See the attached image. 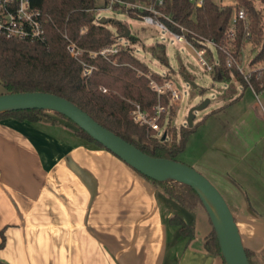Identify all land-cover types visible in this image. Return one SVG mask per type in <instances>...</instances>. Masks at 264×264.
I'll list each match as a JSON object with an SVG mask.
<instances>
[{
    "label": "crops",
    "instance_id": "0c3cea01",
    "mask_svg": "<svg viewBox=\"0 0 264 264\" xmlns=\"http://www.w3.org/2000/svg\"><path fill=\"white\" fill-rule=\"evenodd\" d=\"M254 98H234L199 127L235 108L222 132L201 139L215 150L214 164L245 161L264 140V109ZM258 151L262 181L230 201L244 246L264 253V147ZM172 200L67 121L0 120V259L7 264H225L204 248L212 225L202 235L195 226L189 240L170 223L175 214L187 221Z\"/></svg>",
    "mask_w": 264,
    "mask_h": 264
},
{
    "label": "trees",
    "instance_id": "16d2710c",
    "mask_svg": "<svg viewBox=\"0 0 264 264\" xmlns=\"http://www.w3.org/2000/svg\"><path fill=\"white\" fill-rule=\"evenodd\" d=\"M257 2L264 5V0H232L227 4L205 0L201 7H194L190 0H166L161 10L187 28L189 30L185 32L187 38L197 46H207L202 43L204 38L216 43L219 61L212 73L215 81L229 80L234 74L245 88L252 87L256 92H261L264 90V67L256 69L250 77V82H247L237 69L234 70L227 65L226 54L219 49L220 46L231 43L237 54L244 45L251 43L257 48L250 61L251 65H264V12L262 8H258ZM32 3L42 8L50 17L45 22L47 38L45 42H38L7 38L0 34V83L4 86L5 93L41 91L65 97L104 127L149 155L177 160L178 154L185 150L190 135L209 114L192 127L188 125L179 129L175 126L170 127L167 134L171 135L172 141L169 143L168 140L161 141L153 136L156 130H150L137 123L129 115L133 107L130 101L141 104L148 111H153L158 104L157 93L149 86V80L129 65L130 63L146 72L151 71L145 62L134 55L131 48L123 49L111 60L100 55L92 57L85 54L84 59L87 63L95 66L89 77L83 76V64L67 48L65 33L78 46L88 51L99 50L114 43L119 38L118 35L125 32L126 24L115 19H107L106 24L98 23L94 13L95 0H32ZM240 9L245 10L247 20L238 21L235 24V33L231 36L233 19ZM123 11L134 16L131 10ZM128 38L137 40L132 34ZM208 51L209 56L213 57L210 48ZM152 52L162 63L168 64L165 44H155ZM152 75L158 79L162 76L153 71ZM101 86L106 87L108 92H103ZM160 101L168 105V96L161 97ZM223 107L215 109L212 113ZM49 112L72 122L76 126L75 133L78 136L107 149L69 117L54 110L37 108L8 110L0 112V120L12 117L35 123L50 117ZM173 113L175 110L171 108L170 115ZM160 124H163V119ZM142 175L187 210L206 211L201 194L191 185L173 179L157 181ZM170 223L179 226L180 232L189 240L195 236V225L187 222L182 216L173 215ZM5 228L0 232V250L6 244ZM204 248L225 263L213 226L205 238ZM246 252L251 264H264V253H257L249 248H246ZM0 264L7 263L0 259Z\"/></svg>",
    "mask_w": 264,
    "mask_h": 264
},
{
    "label": "rangeland",
    "instance_id": "374dc122",
    "mask_svg": "<svg viewBox=\"0 0 264 264\" xmlns=\"http://www.w3.org/2000/svg\"><path fill=\"white\" fill-rule=\"evenodd\" d=\"M216 1L220 4H227L232 2V0ZM95 6L96 9L94 13L98 20L105 17L107 19L121 20L126 24V26L130 29L131 34L135 36L137 40L133 41L129 38L121 37V35H118L120 42L124 45L129 46L132 49L134 55L145 62L151 69V71L149 70L148 72H146L143 69L133 66L130 63L129 65L136 69L138 74H142L145 76L146 73H152V71L161 74L162 76H160V79L156 78L154 75H152V77L156 82L160 84H163L165 80H170L173 83L174 87L177 88L180 92V99L173 103L169 102L168 105H164L160 100L161 97L165 95H167L169 99V93H165L160 98L158 96V104H163L166 107V111L160 116V128L154 129L157 131L153 135L155 138L161 141L168 140V143L171 142V135L168 136L167 134L169 132V128L175 126L177 129H179L181 126L187 125L188 115L192 107L205 102L207 99L209 100L208 105L202 111H195V115L197 117H195L194 124L201 121V118L204 117L207 113L211 115V111L239 96H243L244 98L245 102L242 103H248L249 101L252 102L255 100V95L256 100L258 101L259 108L261 109V111H263L264 90L261 92H253L250 89L251 87L245 88L243 83L239 81L234 74L229 80L215 81L212 76L213 72H209L205 68V66L201 64L197 52L187 42L177 41L173 34L158 28L156 25L145 23L135 13L134 16H132L128 12H124L121 9L116 10L108 8L105 5L104 0H95ZM257 6L258 8H262L264 12V5L262 3L257 2ZM109 26L115 30L111 23H109ZM157 43L165 44L168 64L162 63L156 57V55L153 54L152 47ZM255 47L256 46H254L253 44L247 43L237 54H235V48L233 45H231V43H228L224 46L222 45L219 49L226 54V60L228 59V54L224 51L225 49L235 54L237 56L236 58L238 59L242 57L243 59L240 65L243 67V70L246 73L251 74L256 69L264 67V65L253 66L250 63L252 57L257 51V48ZM206 48L207 50H209V47L206 46ZM214 51L216 53L214 54L216 57L217 49L214 48ZM209 58L212 59V57L210 56ZM232 69L235 70L237 69V67L234 66V68L232 67ZM245 80L247 81V79ZM247 82H250V80ZM194 84L197 87H195ZM3 93H5V88L0 83V94ZM130 102L134 103L135 101ZM171 108L172 110H175V113H173V115H170ZM233 109L235 108H232L229 112H223L216 118H210L207 122L208 124L206 127L199 129V127L201 126L199 125L196 129V131L199 129L196 136V141H194V138L192 137V135H190L185 150L179 153L177 156L178 161H181L195 168L210 179V181L223 194L232 212L234 210V205L233 203H231L230 198L231 196H233V193L234 195L238 193V197L241 198L243 191L245 192L246 190H248L249 186L253 188V183L255 184L258 181H262V177L259 176L262 171L260 172V174L258 173L259 168H261L262 166V163L260 162V159L257 155L259 153L258 150H262L264 147V140H262L258 144L255 142L253 143V145L255 144L253 147L254 152H252L245 161L237 160L239 158L236 157L237 159L231 161L232 163L230 165H228L227 163L224 166H219L212 162L213 160L216 162V160L214 159V156L216 155L214 153L215 150L211 146L209 147L208 143L207 145L206 143L203 145L201 139L205 140L206 136V141L208 140V138L209 140H212L215 134L222 132L225 128V123H227V121L232 116ZM154 111V108L153 111L147 110V112L151 116L154 114ZM49 114L52 118L67 121L68 123H71V125L76 127L72 122H69L67 119L62 118L53 112H49ZM162 119L163 124L161 125L160 121ZM147 128L150 130L153 129L149 126H147ZM254 132L256 131H253L252 133ZM160 191L164 193L162 190ZM172 201L173 203H177L175 202V200ZM178 207L180 209L178 213H181L183 216H185L187 221L195 224L197 228V235L207 234V232L211 228L212 223L210 221L209 215L205 210H201L203 212H206V214H204L205 216H201V214H199L198 216L197 211L187 210L180 205Z\"/></svg>",
    "mask_w": 264,
    "mask_h": 264
},
{
    "label": "water",
    "instance_id": "95a60500",
    "mask_svg": "<svg viewBox=\"0 0 264 264\" xmlns=\"http://www.w3.org/2000/svg\"><path fill=\"white\" fill-rule=\"evenodd\" d=\"M107 21L105 17L100 19V22L104 24ZM130 34L131 31L126 26L121 37L128 38ZM194 86L197 87L195 84ZM208 103L209 100L207 99L205 102L192 107L188 115V126L194 125L195 111H202ZM26 108L49 109L60 112L140 173L157 181L173 179L197 189L217 233L225 263L251 264L236 218L228 202L220 190L200 171L175 159L149 155L104 127L90 114L65 97L41 91L0 94V112Z\"/></svg>",
    "mask_w": 264,
    "mask_h": 264
},
{
    "label": "built area",
    "instance_id": "2783aa9c",
    "mask_svg": "<svg viewBox=\"0 0 264 264\" xmlns=\"http://www.w3.org/2000/svg\"><path fill=\"white\" fill-rule=\"evenodd\" d=\"M105 5L108 8L117 10H131L138 17H140L145 23L156 25L158 28L163 29L171 34L179 42H187L199 56V61L209 72L215 70L216 64H218V58L215 57L214 48L217 49V45L213 40L204 38L203 42L207 47H209L213 53L212 59L208 56V50L206 46H197L192 41H190L185 32L189 31L187 28L183 27L178 21L174 20L169 14L161 10L165 5L166 0H104ZM194 7H201L205 0H190ZM50 18L45 11L35 6L32 0H0V34L13 39L29 40L45 42L47 38L45 22ZM247 14L244 9H240L234 19L233 25L231 27V36L235 33V24L238 21H246ZM98 23H101L97 19ZM179 30H176L175 28ZM67 39V48L70 53L83 64V76L89 77L95 69V66L87 63L84 59L85 54L92 57L100 55L108 60L120 53L123 49H130L129 46L124 45L120 42L119 38L112 43L103 46L99 50H86L78 46L74 41H72L67 33L64 34ZM228 54L227 65L229 67L236 66L237 69L244 75L247 81L250 80L251 74L246 73L243 67L240 65L242 62V57L236 58L235 54L224 50ZM149 79V86L156 91L159 98L165 93H169V102L173 103L180 99L181 95L177 88L174 87L170 80H165L163 84L156 82L152 73H146ZM103 92H108V89L104 86L100 87ZM132 103V102H131ZM133 107L129 112L130 117L141 125L149 126L153 129H159V120L162 113L166 111V107L159 103L154 109V114L151 116L147 110H145L141 104L134 102Z\"/></svg>",
    "mask_w": 264,
    "mask_h": 264
}]
</instances>
